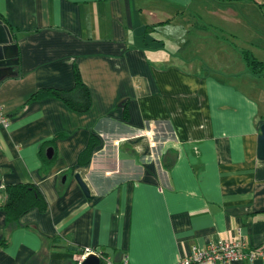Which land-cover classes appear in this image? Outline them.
Returning a JSON list of instances; mask_svg holds the SVG:
<instances>
[{"label": "crops", "instance_id": "crops-1", "mask_svg": "<svg viewBox=\"0 0 264 264\" xmlns=\"http://www.w3.org/2000/svg\"><path fill=\"white\" fill-rule=\"evenodd\" d=\"M215 1L0 0L18 48L14 74L0 81L10 118L0 127V206L16 184L35 186L46 203L9 227L0 209V264H74L76 255L52 247L57 238L114 264H180L192 247L225 240L264 245V72L251 74L249 50L203 23L214 15L241 24L236 3L254 0ZM156 31L191 39L175 47ZM261 46V56L249 52L264 63ZM212 56L226 64L220 71ZM74 65L87 112L52 97L28 102L39 90L72 89ZM58 136L43 174L40 147ZM91 136L99 144L80 167Z\"/></svg>", "mask_w": 264, "mask_h": 264}, {"label": "trees", "instance_id": "trees-1", "mask_svg": "<svg viewBox=\"0 0 264 264\" xmlns=\"http://www.w3.org/2000/svg\"><path fill=\"white\" fill-rule=\"evenodd\" d=\"M242 55L246 68L251 74L260 75L264 72V63L254 58L252 53L249 51H243ZM73 79L74 85L72 89L59 90L55 88H49L45 90H39L29 98L28 102L46 97H52L59 99L64 104H66L70 110L76 113L87 112L91 104L90 95L88 89L81 81L80 74L75 65L73 66ZM61 137L62 136H58L51 141L44 142L40 147L39 156L42 161L41 172L43 174H46L50 170L56 160V154L53 153L51 158H49L47 155V150L49 147L54 150L55 141ZM98 144L97 138L91 136L86 148L78 156V166L86 167L90 164L93 152ZM5 193L6 200L4 204L0 206V209L5 215L6 226L8 227L16 224L21 216L25 215L32 209H37L41 213L46 210L45 200L35 186L29 184L6 186ZM5 244L6 240L2 242L0 246H4ZM52 247L56 249H65L66 251L76 255L77 258L74 264H79V258L84 255L83 249L66 244L59 238L52 241ZM101 258L102 260H105L106 256L101 253Z\"/></svg>", "mask_w": 264, "mask_h": 264}, {"label": "rangeland", "instance_id": "rangeland-1", "mask_svg": "<svg viewBox=\"0 0 264 264\" xmlns=\"http://www.w3.org/2000/svg\"><path fill=\"white\" fill-rule=\"evenodd\" d=\"M214 2H216L214 0ZM235 11L239 13V20L243 23L238 24L234 22H230L229 20L226 22L225 20L219 18L218 16L214 15H206L203 17V23L209 26H213L214 31L213 34L219 37L220 39H228L230 42H233L236 44L237 49L239 50H249L250 52L253 51L257 55H260L263 53L261 51V48H258V45H264V0H254L252 1H242L236 3ZM245 26V27H244ZM231 32H235L236 37L234 38V41L232 40V37L230 35ZM181 35L184 34L180 31ZM178 31L169 32V33H163L161 32H154L153 35L157 38L164 39L165 43H172L175 47L179 46H185L186 40H190V37L185 38L187 34H185L184 38L177 39V36L180 35ZM175 41V43H173ZM190 45H193V42L191 40ZM262 47V46H261ZM194 48H190L189 52L193 51ZM260 51H259V50ZM188 51V49H187ZM197 51V49H196ZM197 55L199 54L198 51L196 52ZM187 54V52H186ZM206 56V55H205ZM213 60H215V56H212ZM211 58V59H212ZM220 58V57H219ZM214 62L210 64L214 70L213 71H220L225 63L219 61ZM204 59L209 60L208 56L204 57ZM236 58H231L230 63L227 65H234L237 68V64L235 62ZM177 65L188 68V65L177 62ZM198 70L199 69H196ZM218 74V73H217ZM220 75V74H219ZM262 85H264V81L262 80Z\"/></svg>", "mask_w": 264, "mask_h": 264}, {"label": "built area", "instance_id": "built-area-1", "mask_svg": "<svg viewBox=\"0 0 264 264\" xmlns=\"http://www.w3.org/2000/svg\"><path fill=\"white\" fill-rule=\"evenodd\" d=\"M10 118L0 109V127L8 128ZM101 253L97 250H84V259L87 255L93 254L101 260ZM256 260H264V245L251 247L242 239L225 240L219 243L210 244L204 248L192 247L180 264H230L232 262L252 263ZM81 263V262H80ZM79 263V264H80ZM102 264H114L108 258L102 260ZM117 264H128L126 258H122Z\"/></svg>", "mask_w": 264, "mask_h": 264}, {"label": "water", "instance_id": "water-1", "mask_svg": "<svg viewBox=\"0 0 264 264\" xmlns=\"http://www.w3.org/2000/svg\"><path fill=\"white\" fill-rule=\"evenodd\" d=\"M18 48L13 42L12 36L6 26L0 21V81L14 74L13 67L18 65ZM257 157L259 160H264V124L260 126V134L258 136ZM47 155L51 158V152ZM74 180L79 185L84 196L90 200V191L86 184L82 181L78 174L74 175ZM80 264H102V260L96 255H87Z\"/></svg>", "mask_w": 264, "mask_h": 264}]
</instances>
